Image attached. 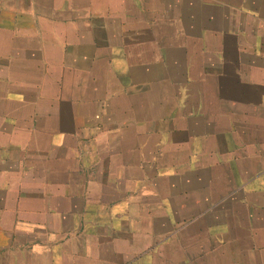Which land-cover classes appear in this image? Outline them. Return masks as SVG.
I'll use <instances>...</instances> for the list:
<instances>
[{
    "label": "crops",
    "instance_id": "obj_1",
    "mask_svg": "<svg viewBox=\"0 0 264 264\" xmlns=\"http://www.w3.org/2000/svg\"><path fill=\"white\" fill-rule=\"evenodd\" d=\"M0 264H264V0H0Z\"/></svg>",
    "mask_w": 264,
    "mask_h": 264
}]
</instances>
